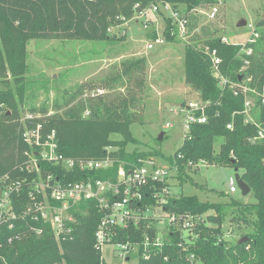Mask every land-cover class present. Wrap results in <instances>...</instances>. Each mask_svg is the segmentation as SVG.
<instances>
[{"label":"trees","instance_id":"trees-1","mask_svg":"<svg viewBox=\"0 0 264 264\" xmlns=\"http://www.w3.org/2000/svg\"><path fill=\"white\" fill-rule=\"evenodd\" d=\"M221 1L0 0V39L6 46L5 54L0 50V76L6 83V91L0 90V177L9 175L13 180L21 181L30 178L20 170L24 162L22 154L29 147L21 139L19 122L23 113L20 105L24 103L22 95L26 91L24 74L27 72L26 45L29 40L72 41L81 37L107 40L111 35L109 29L116 27L117 17L129 20L148 6L151 8L160 3H170L175 9L185 6L187 11H193L215 6ZM160 17L165 18V14L159 12L152 18L151 26L154 29L146 39H156L157 18ZM165 20L166 31L163 35L167 41L173 42L175 36H172V32L176 26L171 19ZM256 27L259 37L249 46L253 48V54L249 57L241 54L242 45L226 44L221 36L215 37L216 34L185 44V83L198 94V100L210 101L211 106L206 110L207 123L191 125L183 146L172 156L167 157L158 151H130L129 146L136 144L131 132L133 114L126 105L113 111L104 93L94 98H83L93 91L105 90L103 85L94 81L65 91L51 108L28 109L29 113L43 117L36 119L35 125L42 123L45 132H57L60 152L66 157L79 162L91 158L105 159L107 156L115 159L109 172H91L89 175L81 171L70 175L61 166L40 164L43 171L67 175L66 183H79L88 176L93 181L116 182L121 169L128 172L139 159L161 157L170 166L177 165V178L182 183L190 179L188 173L197 170L201 163L238 169L242 180L254 194L253 203L246 204L231 196L226 203L203 202L197 196L173 194L165 205L168 212L190 215L194 221L197 218L203 220L197 222L186 237L179 232L170 234L163 248L157 249V253H153L148 260L140 256L138 264H264V141H252L257 130L253 124L245 123L244 96L235 95L229 85L220 87L211 58V53L216 52L222 61L221 75L229 81L244 83L260 91L264 86V17ZM122 31H126V28ZM122 31L113 34L114 37L124 39L126 35L122 36ZM245 59L249 60V65L243 70ZM8 72L12 81L8 79ZM255 99L257 117L264 124V105L259 97ZM87 110L89 116H85ZM230 123H233L232 130L227 128ZM113 135H119L121 139L114 140ZM219 140L222 143L217 152L215 146ZM23 187L20 197H15L13 201L17 213V219L13 221L15 228L11 230L8 224L0 226V264H103L102 252L96 248L95 233L102 218L96 202H83L73 208L71 213L76 218V222L71 224L73 232L57 241L48 226L42 236H36L30 230L34 222L24 211L29 203L31 188L26 181ZM160 188L158 186L157 191ZM220 196L225 197L224 194ZM140 205L145 208L146 205L154 206L155 202L145 199L144 204ZM212 211L215 214H208ZM229 213L234 215L239 227H244V234L235 243L224 236L225 220ZM149 221L151 219L141 221L138 229L120 231L117 241H143ZM18 233L19 239L9 243ZM150 234L154 238V229ZM245 237L248 239L239 243ZM192 256L194 261H191Z\"/></svg>","mask_w":264,"mask_h":264},{"label":"rangeland","instance_id":"rangeland-1","mask_svg":"<svg viewBox=\"0 0 264 264\" xmlns=\"http://www.w3.org/2000/svg\"><path fill=\"white\" fill-rule=\"evenodd\" d=\"M215 7L218 13L213 19L210 13ZM179 10L189 17V39L175 37L173 42L167 41L163 35L166 31L165 18L171 17L165 14V18H157L156 25L157 35L165 39V44L153 50L147 49V43L151 41L146 36L152 34L154 27L151 26L147 31L141 21H127L126 26H123L120 16L117 17L116 27L109 31L111 35L107 40L85 37L72 41L29 40L26 45L27 72L24 74L26 91L22 95L24 103L20 104L22 117L29 113L30 107L51 108L65 91L94 81L104 86L109 108L117 111L126 105L133 114L131 132L136 144L129 146L130 151H158L167 157L174 155L183 146L186 136L184 123L187 114L181 111V106L198 98V94L185 83V44L196 42L194 39L205 40L216 34L215 37H226L230 43L245 45L251 30L246 26L238 27V24L246 20L256 25L264 17V0H223L198 11L207 13L205 16H194L185 6H179ZM135 18L139 20L138 16ZM123 28H126L125 34H122L126 35L124 39L115 38ZM0 50L6 53V46L1 39ZM8 75L12 81L11 73L8 72ZM0 90L6 91L2 76ZM162 134L164 138L159 140ZM112 139L119 141L121 137L113 135ZM221 143V140L216 142L217 152ZM153 159L169 168L164 157ZM188 174L190 179H186L185 183L177 176L171 179L172 194L197 196L200 201L212 203H226L230 196L246 204L255 201L253 192L243 196L238 184L237 192H230V179L236 175L232 167L205 163ZM208 214L215 213L212 211ZM229 215L225 220L224 236L235 243L244 234V227H239L233 214ZM102 254L103 264H138L139 261L136 254L130 261H123L113 245L104 247Z\"/></svg>","mask_w":264,"mask_h":264},{"label":"built area","instance_id":"built-area-1","mask_svg":"<svg viewBox=\"0 0 264 264\" xmlns=\"http://www.w3.org/2000/svg\"><path fill=\"white\" fill-rule=\"evenodd\" d=\"M199 10H194L192 13L196 16L207 14L198 12ZM159 12L168 14L174 26H176L172 36L189 39V17L182 14L180 10L175 9L170 3L153 5L150 11L144 9L137 12L129 20L122 17L123 21L121 22L124 23L123 26H126L127 21H141L143 27L148 31L151 28L153 16ZM217 13L218 8H212L211 18L214 19ZM135 16H138L139 20H136ZM246 27L251 30V36L247 43L242 46L241 54L249 57L253 54V48L249 46L256 42L259 34L256 25L247 23ZM122 34H125V31H122ZM222 42L230 44L226 37H222ZM163 44H165V39L161 35H157L154 41L147 43V49L153 50L156 46ZM211 58L214 74L219 79L220 87L225 88L229 85L234 90L235 95L242 94L244 96L243 115L245 116V123L253 124L257 130V134L252 141L254 143L264 141V124L257 117L258 110L255 99V97H259L264 105V86L260 91H257L244 83L237 84L229 81L221 75L220 65L222 61L217 57L216 52L211 53ZM248 65L249 60L245 59L242 69L244 70ZM103 93L105 91L96 90L91 94H85L83 98H94ZM209 106H211L210 101L206 102L198 99L189 102L187 105L184 103L181 106V111L187 114L184 123L185 138H187L191 125L207 123L206 110ZM89 113V110H87L85 116H89ZM40 118L43 117L27 113L19 121L21 124V139L29 147L22 154L24 162L21 164L20 170L25 171L30 175V178L21 181L13 180L9 175L0 177V226L8 224L11 230L15 228L13 221L17 219V213L14 210L13 201L15 197H20L25 188L23 187L24 181L31 188L28 194L29 203L24 213L34 222L30 227L34 235H44L45 227L48 226L57 241L66 238L73 232L71 224L76 222L71 210L83 202H96L102 213L101 221L95 233L96 248L102 252L104 247L113 245L118 249L120 258L126 262L130 261L134 254L141 256L144 260L150 259L153 253H157V249L165 246L169 241L170 234L173 235L179 232L186 237L193 231L195 224L203 220L197 218L194 221L190 215L168 212L165 209L168 197L173 196L171 179L178 174L176 164L165 168L153 158L139 159L137 164H134L128 172L121 169L116 182L110 180L93 181L88 176L79 183H66L67 175H55L43 171L40 167L41 163L61 166L67 172H70V175H74L75 171L85 172L88 175L91 172H109L115 159L107 156L105 159L91 158L79 162L76 159L66 157L60 152L57 132L55 130L45 132L42 123L34 124L35 120ZM227 128L232 130L233 123H230ZM190 166H192L191 163ZM236 184V178H231L229 182L231 193L237 192ZM158 186L161 187L160 191H157ZM146 193H148L147 196ZM145 199H153L155 205L142 207L140 204H144ZM136 206L140 208L138 209ZM146 219H151V221L146 225L147 231L144 234L143 241H117L120 231H127L130 228L138 229L140 222ZM152 229L155 233L154 238L150 234ZM19 234L11 238L9 243L19 239ZM194 260L195 258L192 256L191 261Z\"/></svg>","mask_w":264,"mask_h":264},{"label":"water","instance_id":"water-1","mask_svg":"<svg viewBox=\"0 0 264 264\" xmlns=\"http://www.w3.org/2000/svg\"><path fill=\"white\" fill-rule=\"evenodd\" d=\"M247 25V21L246 20H242L239 24H238V27H245ZM164 138V135L162 134L161 136H159V140H162ZM235 172H236V175H235V178H236V181H237V184H238V187L242 193L243 196H247L250 192H251V188L248 186V184H246L240 174L238 173V169H235ZM248 238H243L242 240H240L239 243H243L247 240Z\"/></svg>","mask_w":264,"mask_h":264}]
</instances>
